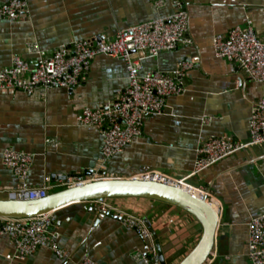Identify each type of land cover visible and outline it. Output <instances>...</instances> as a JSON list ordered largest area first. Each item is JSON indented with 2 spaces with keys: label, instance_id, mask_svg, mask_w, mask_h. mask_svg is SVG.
Returning a JSON list of instances; mask_svg holds the SVG:
<instances>
[{
  "label": "crops",
  "instance_id": "obj_1",
  "mask_svg": "<svg viewBox=\"0 0 264 264\" xmlns=\"http://www.w3.org/2000/svg\"><path fill=\"white\" fill-rule=\"evenodd\" d=\"M11 0H0V7ZM28 16L0 19V72L16 57L30 63L75 41H112L121 29L188 12L191 44L144 62V72H173L179 61L196 68L184 79L185 92L170 97L165 113L148 116L144 136L103 167L102 131L78 122L86 109L110 106L129 84L122 60L98 56L81 85L72 89L0 91V200L10 199L21 182L3 164L7 150L34 157L30 186L52 185L58 175L104 179L134 178L148 171L207 188L219 202L220 224L213 264H251L247 258L250 221L264 214V147L250 146L194 175L196 149L210 138L250 140L253 107L264 99V83L248 79L235 65L216 56L213 42L248 21L264 41V0H27ZM39 51L41 54H37ZM63 189L52 186L50 194ZM102 214L92 203L55 213L53 233L65 253L41 249L18 259L14 243L0 238V264H144L139 255L155 249L166 264L180 262L196 247L201 224L174 206L147 199H111ZM116 212L142 219L152 238L122 222ZM12 258L9 259L8 257Z\"/></svg>",
  "mask_w": 264,
  "mask_h": 264
},
{
  "label": "built area",
  "instance_id": "obj_2",
  "mask_svg": "<svg viewBox=\"0 0 264 264\" xmlns=\"http://www.w3.org/2000/svg\"><path fill=\"white\" fill-rule=\"evenodd\" d=\"M29 14L27 0H11L0 7V19L18 22ZM190 19L187 11L180 9L164 19H158L121 29L112 41L92 37L75 41L57 49L50 56H41L30 63L16 57L10 67L0 72V91H22L33 95L37 90H72L83 83L98 56L122 60L128 69L129 84L123 93L106 109L83 111L78 119L81 126L96 127L102 131V167L115 156L123 153L128 146L144 136L143 123L146 117L165 113L170 97L183 95L186 88L184 79L196 68L194 62L181 60L170 73L144 72L147 59L159 57L162 53L174 52L182 45L191 44L188 39ZM215 54L235 65L250 80L264 83V41L257 35L252 21L245 27H236L226 37L218 36L213 42ZM37 54H41L36 51ZM264 147V99L253 107L250 119V140L241 142L232 137L210 138L202 141L196 149L194 175L224 161L226 158L250 147ZM34 157L24 152L7 150L3 164L21 182L20 189L10 198L35 201L50 195L52 186L61 189L98 181L97 179L58 175L52 185L32 188L30 172ZM264 171V164L262 166ZM134 179L152 181L184 188L185 181L173 179L159 171H148ZM208 202H219L207 188H194ZM109 200L90 202L102 214L113 211ZM209 203V204H210ZM124 225L137 230L144 239L152 235L146 223L133 215L116 212ZM55 213L32 219L0 218V238L7 236L14 243L18 259H27L41 249H51L60 258L65 253L59 248L58 235L53 233ZM216 255L211 254L206 264H213ZM9 259L12 257L9 256ZM139 258L144 264H161L160 255L151 249ZM247 258L251 264H264V214L254 217L249 223ZM83 264H99L86 258Z\"/></svg>",
  "mask_w": 264,
  "mask_h": 264
},
{
  "label": "water",
  "instance_id": "obj_3",
  "mask_svg": "<svg viewBox=\"0 0 264 264\" xmlns=\"http://www.w3.org/2000/svg\"><path fill=\"white\" fill-rule=\"evenodd\" d=\"M111 199H147L192 215L201 224L203 232L199 243L180 264H206L217 246L220 215L204 197L199 198L182 187L134 178L98 180L63 189L35 201L0 200V218L32 219L56 213L73 204ZM159 255L161 264H166L161 251Z\"/></svg>",
  "mask_w": 264,
  "mask_h": 264
},
{
  "label": "bare ground",
  "instance_id": "obj_4",
  "mask_svg": "<svg viewBox=\"0 0 264 264\" xmlns=\"http://www.w3.org/2000/svg\"><path fill=\"white\" fill-rule=\"evenodd\" d=\"M184 188L188 191H190L192 194H194L195 196L202 198V194L196 190L190 189L188 186H184ZM208 202V201H207ZM210 203V202H208ZM210 205L212 206V208L215 210L216 213H219V209H218V204L217 203H210Z\"/></svg>",
  "mask_w": 264,
  "mask_h": 264
}]
</instances>
